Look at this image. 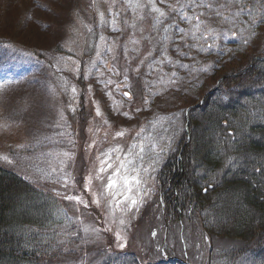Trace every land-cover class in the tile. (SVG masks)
<instances>
[{
    "label": "rangeland",
    "instance_id": "rangeland-1",
    "mask_svg": "<svg viewBox=\"0 0 264 264\" xmlns=\"http://www.w3.org/2000/svg\"><path fill=\"white\" fill-rule=\"evenodd\" d=\"M118 2L0 0V163L40 187L83 199L86 203L65 201L72 204L85 236L105 245L113 238L117 248L146 251L151 245L159 246L162 238L181 243L174 239L172 227L168 238H164L168 227L158 228L161 216L154 215L158 206L155 186L158 170L185 130L186 108L203 96L186 91V84L196 81L204 67L192 56L190 46L206 40L213 43L218 37L223 41L231 26L240 34L238 39L249 36L246 45L264 53V35L252 40L256 34L251 35L246 24L251 18L243 12L226 14L227 27L220 34L213 31L216 28L209 21L216 17L211 11L215 14L216 7H221L215 0H204L215 8L195 9L186 0H154L165 16L152 10L150 0ZM130 3L144 7H129ZM181 5L188 17L200 14L199 22L182 19ZM123 9L130 14L128 35L120 20ZM93 15L98 27L95 36L89 37ZM90 38L94 52L85 53ZM117 50L122 51L129 69L117 63ZM132 73H139L147 87L142 103L133 101ZM209 84L214 86V82ZM119 132L124 134L118 136ZM141 144L143 153L132 147ZM129 151L135 158L132 167L140 169L142 180L139 195L135 186L129 194L137 199L132 207L130 199H123L124 192L114 198L117 189L107 187ZM124 174L121 171L120 176ZM114 178L119 182L120 177ZM82 187L84 196L79 193ZM194 215L188 221L185 218L188 233L180 232L192 262H196L193 254L198 261L205 255L202 239L206 233ZM209 244L208 249L219 246Z\"/></svg>",
    "mask_w": 264,
    "mask_h": 264
},
{
    "label": "trees",
    "instance_id": "trees-1",
    "mask_svg": "<svg viewBox=\"0 0 264 264\" xmlns=\"http://www.w3.org/2000/svg\"><path fill=\"white\" fill-rule=\"evenodd\" d=\"M215 2L222 15L211 11L216 17L209 21L213 31L220 34L227 27L226 14L243 12L251 18L246 24L250 34H256L252 40L264 35V0ZM120 11L128 35L130 14ZM91 21L89 37L97 32V16ZM226 31L224 42L218 37L190 46L204 67L196 81L186 84V91L195 97L206 94L205 101L190 109L189 135L182 131L156 175L158 206L153 214L161 216L158 228L172 227L181 243L162 238L159 246L144 251L117 248L111 237L107 245L91 239L69 200L0 163V264H264V57L259 58L264 53L246 45L249 36L238 39L236 28ZM93 42L88 40L85 53L94 52ZM115 59L130 68L121 50ZM85 60L83 55L82 64ZM132 79L133 101L142 103L147 87L139 73H132ZM213 82L217 87L207 93ZM80 103L84 106L83 98ZM79 193L85 195L83 187ZM191 213L206 230L205 255L198 261L193 254L196 262L186 256L180 233H188L185 218L190 220ZM209 242L219 246L208 249Z\"/></svg>",
    "mask_w": 264,
    "mask_h": 264
},
{
    "label": "snow or ice",
    "instance_id": "snow-or-ice-1",
    "mask_svg": "<svg viewBox=\"0 0 264 264\" xmlns=\"http://www.w3.org/2000/svg\"><path fill=\"white\" fill-rule=\"evenodd\" d=\"M236 2H241V0H236ZM186 3H188L193 9H195L197 7H201V6H205V7H208V8L212 7L211 4L205 5L204 4V0H200V3H197V0H186ZM150 4H151V7H152V10L155 11V12H158L160 14V16H165L166 15L160 8H158L156 6L154 0H150ZM129 7H133V8L140 7V8H142V7H144V5L143 4H139V3H137L136 5H132L130 3ZM173 10L175 11V9H173ZM199 15L200 14H197V13L194 12L192 17H188L187 12L183 10V6L181 5V18L182 19H195L196 21L199 22ZM217 15H222V14L219 11H217ZM101 17H103L102 13H101ZM157 22L159 23L160 21L158 20ZM112 23L115 24V20H113ZM195 27L198 29L199 28V23H197L195 25ZM114 30H116V29H114ZM101 39H103V38H101ZM72 91L75 92V88H73ZM125 95H129L130 96V93H125ZM125 115H127V113H125ZM123 134H124L123 132L117 133L118 136H122ZM132 147L133 148L138 147L139 151L141 153L144 152V147H143L142 144L141 145H133ZM118 150L119 149H115L113 151H118ZM2 158L4 160H8L7 156H3ZM107 158L108 159L111 158V153L108 154ZM141 159H142V157H141ZM101 163L103 164L104 162L102 161ZM134 164H135V158L132 156V152L129 151V153H127L125 155V160H121L120 161V166L114 172L113 177H109V182H108V185H107V187L109 189H113V188L117 189L114 193H112L114 198H115V196L120 195L121 192H124L125 194L123 196V199L124 200H129L130 199V201H131L129 207L135 206L137 204V199L130 197L129 194L132 192L133 187L135 186L137 188V194L139 195L140 186L142 184V180L140 178V169L137 168V167H132ZM108 167L111 168L112 165L108 164ZM101 171H105V169L102 167ZM121 171H123L125 173L123 176H120ZM129 171H131V172H133L135 174L129 176L128 175ZM114 177H120L119 182ZM65 180L67 181V177H65ZM144 194L146 195L147 193H144ZM65 198L69 199V200H76L79 203H86V202L80 200L79 196H76V197L67 196ZM97 203H98V201H97ZM116 203H117V206H118L120 201H117ZM121 223H123V221H121ZM117 235H118V238H119V234H117ZM153 235H155V233H153ZM120 246L123 247L124 245H120Z\"/></svg>",
    "mask_w": 264,
    "mask_h": 264
},
{
    "label": "water",
    "instance_id": "water-1",
    "mask_svg": "<svg viewBox=\"0 0 264 264\" xmlns=\"http://www.w3.org/2000/svg\"><path fill=\"white\" fill-rule=\"evenodd\" d=\"M204 100H205V97L202 98L201 103H202ZM195 105H199V104H195ZM188 110H189V108H188ZM188 127H189V124L187 123V130L189 129Z\"/></svg>",
    "mask_w": 264,
    "mask_h": 264
}]
</instances>
